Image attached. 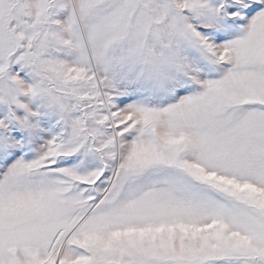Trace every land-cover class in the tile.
Here are the masks:
<instances>
[{
    "label": "snow or ice",
    "instance_id": "6c2138e0",
    "mask_svg": "<svg viewBox=\"0 0 264 264\" xmlns=\"http://www.w3.org/2000/svg\"><path fill=\"white\" fill-rule=\"evenodd\" d=\"M0 264H264V0H0Z\"/></svg>",
    "mask_w": 264,
    "mask_h": 264
}]
</instances>
